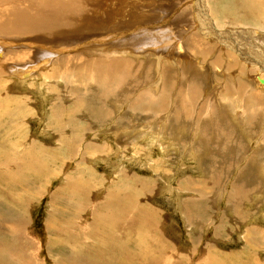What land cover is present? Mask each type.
<instances>
[{"label": "rangeland", "instance_id": "rangeland-1", "mask_svg": "<svg viewBox=\"0 0 264 264\" xmlns=\"http://www.w3.org/2000/svg\"><path fill=\"white\" fill-rule=\"evenodd\" d=\"M107 1L100 0L113 16L109 24L91 37L73 34L79 42L65 49L55 45L38 54L40 41L25 43L19 35L1 45L4 59L11 47L34 53L18 70L30 63L27 77L10 72V64L0 66L6 89L0 92V141L14 143L3 150L2 159L11 154L10 162L0 165V203L12 209L0 208V263L72 264L79 249L94 264H148L145 254L154 260L166 252L176 254L170 264H264V83L258 81L264 79V36L257 32L264 30V15L262 22L255 17L256 11L264 14V0H248L257 6L254 15L243 14L241 0ZM203 12L220 36L233 31L225 40L249 47L250 54L242 57L215 31L205 36L197 30ZM250 25L256 33L248 39L259 46L242 41L243 27ZM169 28L184 38L183 52L153 45V37ZM238 28L242 35L235 34ZM114 58L128 65L127 81L108 88L88 65ZM56 62L70 72L68 79H58V72L52 79ZM147 102L158 106L152 110ZM14 166V182L3 184ZM81 187L90 194H79ZM11 198L28 206L15 208ZM5 219L20 229L16 241ZM95 227L97 238L90 232ZM109 233L119 251L103 245H109ZM73 235L76 250L58 241Z\"/></svg>", "mask_w": 264, "mask_h": 264}, {"label": "bare ground", "instance_id": "bare-ground-1", "mask_svg": "<svg viewBox=\"0 0 264 264\" xmlns=\"http://www.w3.org/2000/svg\"><path fill=\"white\" fill-rule=\"evenodd\" d=\"M107 1V0H106ZM102 2V0H101ZM100 2V0H0V66H6V65H9L11 66V69H10V72H12L13 74L15 75H19V73L22 75V76H25L27 77V75L29 76L28 73H30V71L33 69L31 66V64L29 63L28 65V69H26L25 71L27 72H23L21 73L19 70V68L23 67L21 66V62H23L22 58H27L30 56V53H34V52H38V54H43L44 55V52L45 51H49V52H53L51 51L52 48L55 47L56 45V48H67L68 45H70L71 43H77L79 42V39L80 38H74L73 34H79L81 31L82 33L80 34L81 36L83 35H86V36H94L96 34H98V27L100 26H105V24H109V22L111 21V18H113L112 15H110V11L109 12H106L108 11L106 8H104V5H106V3L104 5H102ZM108 2V1H107ZM110 2V1H109ZM223 3V2H222ZM229 3V2H228ZM206 4V3H205ZM240 4V8L243 12L244 15H246L247 13L250 14V15H254V6L255 4H250L248 2V0H241V2L239 3ZM231 5V4H230ZM259 5V4H258ZM234 6H235V3H234ZM257 7V6H255ZM234 8V7H233ZM238 8V7H237ZM227 10V8H225ZM233 10V9H232ZM198 12V11H197ZM204 13V12H203ZM225 13V12H224ZM200 13L198 12L197 14H195V16H198ZM202 15V14H201ZM262 15H264L263 13H260V12H257L255 13V17L259 20H261L262 22ZM204 16H205V19H198L199 17H196L197 19V30L201 31L202 34H204L205 36H208V34H210V32L215 33L218 35V37H220V39L223 40V42L230 46L232 49H234L237 53H240L243 56L245 55H249L250 52H251V49H249V47H245V46H241L240 44H234L233 42H228L227 40H225V38L227 37H231L232 35H234V32L233 31H230L228 32V35L224 36V38L221 35V32L218 31V29H216L214 27V22L210 19V18H207V15L204 13ZM205 20L206 24V31H205V27L203 25V21ZM113 21V20H112ZM122 21V20H121ZM226 22V21H225ZM111 25V24H110ZM238 24H236V27H237ZM213 26V27H212ZM243 26V25H242ZM108 28V27H107ZM241 28V27H240ZM255 27H252L251 25L250 26H244L243 30L242 31H239L241 29L238 28L237 31H235V34H239V35H242L241 33H245V37L244 39L242 40L243 42L244 41H249L251 42L253 45L255 46H259V43L255 42L254 39H251L249 40L248 38L250 33H256L255 30H253ZM262 28L264 29V25L262 26ZM261 29V28H260ZM162 30V29H161ZM165 30V28L163 29ZM208 30V31H207ZM229 31V30H228ZM169 32V33H167ZM207 32V33H206ZM259 36L260 34L262 36H264V30H258L257 31ZM261 32V33H260ZM16 35H19V36H24V39H26L25 43H30V42H34V41H37L40 43L39 47L42 49H39L37 48L36 50H31V49H28V51H23V50H17L19 49V47H11V48H8L7 50V54H6V58L4 59L3 56V51H2V44L6 43L8 41H11L12 39L10 37H16ZM59 35V37H58ZM194 35V34H193ZM3 36V37H1ZM18 36V38H19ZM84 36V37H86ZM201 37V35H199ZM211 36V35H210ZM251 36V35H250ZM199 37V38H200ZM241 37V36H240ZM156 42V44H153L154 46L158 45V44H162L163 47H165L167 49V46L170 47L168 48L169 50L172 48L173 45H175V49H173L174 51L176 50L177 53H180L183 48H184V45H183V39L179 36H175L173 35V33L171 32L170 28L168 29V31H166V33H161V34H158L156 35L155 37H153ZM198 38V39H199ZM204 38V37H203ZM15 40V39H14ZM60 40L62 42H60ZM202 40V39H200ZM13 42V40H12ZM191 42V41H190ZM201 42V41H200ZM204 42V41H203ZM221 42V41H220ZM10 43V42H9ZM132 43V42H131ZM210 43V42H209ZM133 44V43H132ZM11 45H14L13 43H11ZM20 45V44H19ZM72 45V44H71ZM143 45V44H142ZM188 45V44H187ZM207 45V44H205ZM214 45V44H213ZM237 45L241 46L239 48V50L237 49L238 47H236ZM25 46V45H24ZM159 46V45H158ZM204 47V46H203ZM185 48H186V45H185ZM184 48V49H185ZM189 48V47H188ZM211 48V47H210ZM197 49V48H196ZM5 50V49H4ZM187 50V49H186ZM202 50V49H201ZM213 50V49H212ZM172 51V50H171ZM173 51V53H174ZM211 51V49H210ZM233 51V50H232ZM163 52H166V51H163ZM183 52V51H182ZM196 52V51H195ZM204 52V51H203ZM206 52V51H205ZM204 52V53H205ZM218 52V51H217ZM186 53V52H185ZM203 53V54H204ZM67 54V53H66ZM93 54V53H92ZM97 54V53H96ZM136 55V54H135ZM145 55V54H144ZM153 56V55H152ZM157 56V55H156ZM193 56V54H192ZM203 56V55H201ZM208 56V55H207ZM2 57V58H1ZM184 57V56H183ZM154 58V57H153ZM157 64H159V60H160V56H157ZM138 59V58H137ZM192 59V58H191ZM222 59V58H221ZM220 59V60H221ZM245 59V57L243 58ZM88 61V60H87ZM107 61V62H106ZM100 60V61H96V60H93L91 64H89L88 66H90L91 68L94 69V71L97 73L96 77H97V81L98 83H102L104 84L105 86H107L108 88H110L111 84L116 82L118 79H121V80H126L127 79H123L124 77H126V75H128V68L126 65V63L124 61H120V59H117V58H114L112 60ZM129 61V60H128ZM127 61V62H128ZM167 61V60H166ZM174 61V60H173ZM179 61V60H178ZM177 61V62H178ZM8 62V63H6ZM60 64V62L62 61H58ZM181 62V61H179ZM34 63V62H33ZM42 63V62H41ZM89 63V62H88ZM58 64L56 62L55 66H52V79L55 78V76H57L56 74L54 73H59V78H67L69 77L70 75V72L68 71H63L62 70H59L58 69ZM72 64V62H71ZM76 64V63H75ZM156 64V65H157ZM195 64V63H194ZM214 64V63H213ZM34 65V64H33ZM57 65V66H56ZM62 65V64H61ZM123 65V66H122ZM175 64H172L171 68L173 67H177L174 66ZM41 66V64H40ZM42 66L44 67V63H42ZM170 65H168L169 67ZM216 66V65H215ZM63 67V66H62ZM87 67V66H86ZM188 67V66H187ZM40 68V67H39ZM76 70H77V76L76 78H82L83 77V74H80V67L79 66H75L74 67ZM121 68V74H118V75H113V76H109V74H114V71L115 72H118L120 71L119 69ZM160 68V67H159ZM167 67H163V69H166ZM170 68V67H169ZM184 68V67H183ZM182 68V69H183ZM231 68V67H230ZM118 69V71H117ZM187 69V68H186ZM190 69V68H189ZM44 70H46V68H44ZM43 70V71H44ZM173 70V69H172ZM171 70V71H172ZM261 71H264V66L261 67L260 69ZM33 71V70H32ZM49 71V70H48ZM47 71V72H48ZM74 71V70H73ZM89 71H90V68H89ZM93 71V70H92ZM167 71H170L167 69ZM166 71V72H167ZM178 71V69H177ZM260 71V72H261ZM0 72L1 74L4 72V69L3 68H0ZM47 72H43V74L47 73ZM72 72V71H71ZM88 72V71H87ZM165 72V73H166ZM11 73V74H12ZM76 73V72H75ZM85 73V72H84ZM94 73V72H93ZM109 73V74H108ZM169 73V72H168ZM0 74V76H1ZM31 74V73H30ZM49 74V73H48ZM46 74V75H48ZM161 74V73H159ZM164 74V73H163ZM173 74V73H172ZM20 75V76H21ZM120 75V76H119ZM187 75V74H186ZM39 76H40V73H39ZM49 76V75H48ZM79 76V77H78ZM182 76V75H181ZM207 76V75H206ZM38 77V75H37ZM41 77V76H40ZM45 77V75H44ZM47 77V76H46ZM205 77V76H204ZM182 78V77H181ZM199 78V77H198ZM25 79V78H24ZM68 79V78H67ZM71 79V77H70ZM161 79V78H160ZM187 79V78H186ZM55 80V79H54ZM94 80V79H93ZM159 80V79H158ZM188 80V79H187ZM26 81V80H25ZM24 81V82H25ZM258 81L259 83H264V79H261L260 76H258ZM70 82V81H69ZM90 82V81H89ZM95 82V81H94ZM214 82V81H213ZM21 83V82H20ZM19 83V84H20ZM97 83V84H98ZM117 84V83H116ZM119 85V84H118ZM158 85V83H157ZM156 85V86H157ZM123 86V85H122ZM160 86V85H158ZM157 86V87H158ZM39 87V86H38ZM41 87V86H40ZM120 88V87H118ZM264 88V87H263ZM2 89L5 91V87H0V92L2 91ZM114 89V88H113ZM109 90V89H108ZM107 90V91H108ZM156 90V89H155ZM106 91V90H104ZM115 91V90H114ZM60 92V91H59ZM80 92V91H79ZM9 94V92L5 93V95ZM99 94V92H98ZM101 94V93H100ZM94 96V95H93ZM96 96V94H95ZM9 97V96H8ZM43 97V96H42ZM103 98L105 96H102ZM234 98V97H233ZM95 100V98H92V100ZM99 100H101L102 98H98ZM93 100V101H94ZM234 100V99H233ZM16 101V100H15ZM97 101V100H96ZM103 101V100H102ZM100 101V102H102ZM17 102V101H16ZM15 102V103H16ZM19 102V101H18ZM17 102V104H18ZM104 102V101H103ZM9 103V102H8ZM21 103V102H20ZM19 103V105H20ZM41 103V102H40ZM89 105H90V101L88 102ZM98 103V102H97ZM105 103V102H104ZM162 104V103H161ZM244 104V103H243ZM255 104V103H254ZM88 105V106H89ZM103 105V104H102ZM101 105V107H102ZM148 105V107H150L152 110L155 109V107L158 106V104L156 103H150V102H147L146 103V106ZM160 105V104H159ZM10 106V105H9ZM17 106V105H16ZM15 106V107H16ZM145 106V107H146ZM163 106V105H162ZM173 106H174V103H173ZM7 107V106H6ZM12 107V106H10ZM135 108H139V109H143L144 107V104H142L140 107L137 106V104L134 105ZM3 108V107H2ZM14 108V107H13ZM12 108V109H13ZM9 109V108H8ZM158 109V108H157ZM7 110V109H6ZM25 110V109H24ZM79 110V109H78ZM57 111V110H56ZM73 111V114L75 113L74 112V108L72 109ZM71 111V112H72ZM138 111V110H137ZM9 112V111H8ZM52 112V111H51ZM137 113V112H136ZM259 114L260 111H258ZM6 114V113H5ZM21 114V113H20ZM58 116V115H57ZM215 116V115H214ZM217 116V115H216ZM54 120V119H53ZM60 123V122H59ZM56 124V123H55ZM81 124H84V123H81ZM45 125V124H44ZM85 127V126H84ZM46 128V127H45ZM69 131V130H68ZM4 132V131H3ZM2 132V133H3ZM43 132V131H42ZM56 132V131H55ZM10 133V132H9ZM76 133V132H75ZM197 133V130L196 132ZM1 134V133H0ZM17 134V133H16ZM7 135V133H6ZM258 136V135H257ZM260 136V135H259ZM10 137V136H9ZM6 138V137H5ZM5 140V139H4ZM80 140V139H79ZM78 141V140H77ZM256 141V139H255ZM263 141V140H262ZM261 141V142H262ZM29 142V141H28ZM18 142L16 141L15 145L17 144ZM11 144V140L9 142V140H5L3 141V143L0 141V165H2V163H9L10 160H11V154L10 155H5L6 157H3L4 153H3V150H4V147H11L13 146L14 148V143L12 141V144ZM36 144V143H35ZM40 144V143H39ZM38 144V145H39ZM55 144V143H54ZM18 146H21V144H19ZM26 146V145H25ZM9 147V148H10ZM17 147V145H16ZM22 147V146H21ZM38 147V146H37ZM50 147V146H49ZM13 148L12 151H13ZM19 148V147H18ZM28 147H26L27 149ZM24 149V150H26ZM39 149V148H38ZM35 151V150H34ZM8 153V151H6ZM52 152V151H51ZM29 155H30V152L28 151ZM18 154V153H17ZM21 155V153H19ZM18 154V155H19ZM22 154H27L26 151H24V153ZM13 156H15L14 154H12ZM58 155V154H57ZM234 155V154H233ZM12 156V157H13ZM27 156V155H26ZM41 156V155H40ZM235 156V155H234ZM19 157V156H18ZM33 157V156H32ZM31 158V157H30ZM18 159V158H17ZM20 159V158H19ZM30 160V159H29ZM40 163V162H39ZM21 164V163H20ZM12 165H14V162L12 163ZM16 166V165H15ZM13 167V174H4L3 178L1 181H3L2 183L3 184H12L14 182V179L12 177H15L17 176L18 172H17V168L16 167ZM19 166V164H18ZM42 167V166H41ZM28 168V167H27ZM4 171V170H3ZM2 169L0 168V176H2ZM264 171V170H263ZM8 172H11V170H8ZM22 172V171H21ZM45 174V173H44ZM94 177V176H93ZM94 179V178H93ZM239 179H237V182L236 184L238 185L236 188L238 189V194L240 195L241 193V196L242 194L244 193L243 189L241 188V184L240 182L238 181ZM206 184V183H205ZM69 185H67L68 187ZM76 186V184H75ZM74 188V187H73ZM16 192V191H14ZM141 193V192H140ZM232 193V192H231ZM8 194V193H7ZM79 194L81 195H89V191L86 187H81L79 189ZM142 194V193H141ZM139 194V192L137 193H131L130 192V196H138V195H141ZM144 194V193H143ZM259 195V194H258ZM14 196H16V193L14 194ZM235 196V195H234ZM137 198V197H136ZM11 201H15L14 203V207H19L21 208L22 206V209L23 211L26 209L25 206H28V201L27 200H21V199H18V198H11ZM5 202V201H4ZM73 202V201H71ZM138 202V201H137ZM136 202V203H137ZM109 204V203H108ZM73 205V204H72ZM114 205V204H113ZM135 205V204H134ZM75 206V205H74ZM73 207V206H72ZM80 207V205H79ZM110 207V206H109ZM113 207V206H112ZM0 208L4 211V212H12V209L8 206H5V208L3 207V205L0 203ZM75 208V207H74ZM81 209V208H80ZM147 212V211H146ZM71 213V212H70ZM139 213V212H138ZM81 214H82V211H81ZM53 216V215H52ZM79 216V215H78ZM141 219V218H140ZM6 222L9 223V230H10V233L7 232L8 234H10V239H11V236L13 238L14 241H16V234L17 232L20 230V229H17L14 225V223L8 219H5ZM96 221H97V218L94 217L93 218V223H94V226L96 225ZM3 224V223H2ZM7 224V223H6ZM75 225V224H74ZM73 226V224H72ZM81 229V228H80ZM8 230V229H6ZM84 231V230H83ZM115 231V230H114ZM113 231V232H114ZM90 232L96 237L98 235V228H94L93 230L90 229ZM89 232V233H90ZM108 232V231H107ZM58 235L60 236V234L62 235L61 232H57ZM126 233V232H125ZM137 233V232H136ZM127 234V233H126ZM7 235V234H6ZM85 235V234H84ZM89 235V234H87ZM86 235V236H87ZM110 235V236H108ZM100 236V235H99ZM61 237V236H60ZM73 238L70 240V239H66V238H63L61 241L58 239V241L60 243H63V245L68 244L66 246H74L73 248L76 250L77 246H78V239L79 238H76L74 235L72 236ZM97 238V237H96ZM107 240L109 241H106L105 243L109 244V245H105L103 244L104 246H107V249L111 250L110 252H113L114 250L115 251H119L120 247L118 246H115V242H119V241H116V239L111 235V233L107 234ZM9 240V239H8ZM7 240V241H8ZM84 240V239H83ZM0 241H2V239L0 238ZM5 241V242H7ZM19 241V240H18ZM17 241V242H18ZM12 242V240H11ZM102 242V241H101ZM21 243V242H20ZM81 243V242H80ZM79 243V244H80ZM149 243V242H148ZM25 245V244H24ZM30 245V244H29ZM123 245V244H122ZM86 246V245H85ZM103 246V247H104ZM5 246H2L0 247L1 249L4 248ZM19 247V246H18ZM24 247V246H23ZM80 247V246H79ZM158 247V246H157ZM152 249V248H151ZM71 250V249H70ZM79 250V249H78ZM77 250V255H76V261H72V264H94L92 261H94V259L90 256V255H87L85 254L84 252H79ZM121 251V250H120ZM105 252V251H104ZM151 252V251H150ZM6 253V252H5ZM12 253H14L15 255L17 254H21L22 253V250H19V251H14L12 250ZM95 253V252H94ZM102 253V252H100ZM99 253V254H100ZM127 252H121V254H126ZM1 255V254H0ZM7 253L4 255L5 258L6 257ZM14 255V256H15ZM102 255V254H100ZM9 256V255H8ZM13 257V255H11ZM151 257H155V255H152V256H149V255H144L143 257V260L148 263V264H170V263H174L176 259V254L172 253V252H166L165 254H163L161 257H157V258H153L154 260L151 259ZM226 257V256H225ZM14 258V257H13ZM16 258V257H15ZM18 258V257H17ZM25 258V257H24ZM27 258V257H26ZM74 258V257H73ZM1 259V258H0ZM8 259V258H7ZM19 259V258H18ZM30 259V258H29ZM68 259H70V256L68 257ZM224 259V258H223ZM6 260V259H5ZM4 260V261H5ZM10 261V258L8 259ZM17 260V259H15ZM101 260V259H100ZM2 261V260H0ZM20 261V260H19ZM22 261V260H21ZM68 261V260H66ZM84 261V263H83ZM24 263V262H23ZM71 264V262H69ZM0 264H6L5 262L3 263H0ZM25 264V263H24ZM214 264H217L216 262H214Z\"/></svg>", "mask_w": 264, "mask_h": 264}]
</instances>
